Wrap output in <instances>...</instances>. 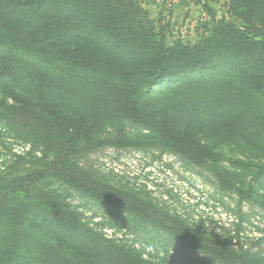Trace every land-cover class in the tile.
<instances>
[{"label": "trees", "instance_id": "obj_1", "mask_svg": "<svg viewBox=\"0 0 264 264\" xmlns=\"http://www.w3.org/2000/svg\"><path fill=\"white\" fill-rule=\"evenodd\" d=\"M144 1L0 0V128L45 158L0 174V264L174 263L171 244L163 256H145L108 237L54 181L127 213L133 232L154 228L205 254L199 264H264L80 164L104 142L161 146L240 188L242 174L222 168L223 155L201 135L264 151V0H227L228 17L217 20L204 4L213 23L194 43H169ZM115 123L117 135H99ZM230 162L252 169L256 200L264 163Z\"/></svg>", "mask_w": 264, "mask_h": 264}, {"label": "rangeland", "instance_id": "obj_2", "mask_svg": "<svg viewBox=\"0 0 264 264\" xmlns=\"http://www.w3.org/2000/svg\"><path fill=\"white\" fill-rule=\"evenodd\" d=\"M226 1L145 0L144 6L159 28H166L169 43L177 38L194 43L203 26L208 29L212 25L213 12L215 20L228 17ZM119 129L120 124H108L100 129L99 135L109 140L119 133ZM126 132L134 135L132 128H127ZM201 136L203 142L213 145L223 155L224 159L219 162L222 168L242 174L237 181L240 188L221 186L209 168L196 165L161 146L121 147L104 142L100 147L81 154L79 161L96 176L139 193L213 238L236 249L243 248L264 256V187L256 191V200H253L248 194L252 169L230 162L235 159L264 163V151L220 134L206 132ZM44 159L40 148L14 138L0 128V174L12 175L28 168L42 167ZM52 183L92 226L108 237L132 243L145 256H163L168 250L165 248L171 244L169 251L173 255V264H199L209 260L205 254L178 240L172 241L166 233L154 228L137 225L133 232L126 225L130 220L127 213L60 182Z\"/></svg>", "mask_w": 264, "mask_h": 264}]
</instances>
